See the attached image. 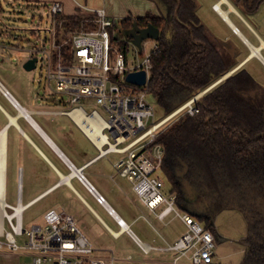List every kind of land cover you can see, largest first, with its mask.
Here are the masks:
<instances>
[{
	"label": "crops",
	"instance_id": "0c3cea01",
	"mask_svg": "<svg viewBox=\"0 0 264 264\" xmlns=\"http://www.w3.org/2000/svg\"><path fill=\"white\" fill-rule=\"evenodd\" d=\"M26 1L60 2L67 16L77 14L79 5L104 8L117 23L138 21L148 15L165 16L162 10L166 6L163 0ZM216 4L226 16L214 10ZM252 8L253 0H215L208 17L197 16L209 41L226 59V75L246 69L264 89V3L256 11ZM0 24L4 29L1 37L12 38L11 42L0 40V150L6 161L7 180L12 169L22 197L25 184L38 191L29 202L32 207L50 200L52 207L48 210L63 208L72 214L82 230L97 235L92 242L98 248L112 251L114 264H190L187 258L177 260L179 253L166 250L186 232L183 221L173 216L159 220L140 202L131 183L117 174L114 163L104 162L115 154L100 157L98 148L68 114L56 113L58 110L43 99L32 97L29 72L24 68L30 57L20 56V45L13 44L18 38L16 27L1 11ZM255 49H259L257 53ZM22 52L28 53L26 49ZM70 164L82 169L105 204L98 202ZM101 256L110 262L109 252ZM19 258L0 252V264H21Z\"/></svg>",
	"mask_w": 264,
	"mask_h": 264
},
{
	"label": "built area",
	"instance_id": "2783aa9c",
	"mask_svg": "<svg viewBox=\"0 0 264 264\" xmlns=\"http://www.w3.org/2000/svg\"><path fill=\"white\" fill-rule=\"evenodd\" d=\"M45 6L50 18L47 36L38 51H30V58L36 57L38 63L40 58L34 53L41 55L50 88L70 98L72 107L56 113L68 114L98 148L100 157L119 156L113 164L117 174L131 183L140 202L159 220L165 221L173 216L183 221L186 232L166 250L179 253L177 260L187 258L190 264H215L217 236L195 216L178 208V196L169 192L162 171L166 151L157 142L163 126L174 117L183 113L195 116L200 112L196 103L206 91L157 121L156 109L149 100V85L153 57L160 49L159 44L155 42L152 51L143 47L141 52L124 38L125 43L133 45L136 53V58L128 59L120 43L113 40L115 20L104 8L79 5L80 23L73 25L71 20L62 18L66 16L62 3L52 2ZM213 8L220 12L219 4ZM136 72L146 73L144 85L128 82V75ZM82 99L96 101L102 111H87L76 106ZM78 110L81 117L92 118L100 131L90 134L83 129L70 115ZM85 123L91 126L90 121ZM96 142H101L102 146ZM3 159L0 150V252L28 257L29 261L24 264H114L112 251L98 248L63 208L48 210L43 215L42 224L26 230L24 215L32 203H22L21 190L16 206L7 203L6 161L3 163ZM70 167L96 194L98 202L105 204V199L85 179L82 169L72 164ZM23 239L26 242L21 245ZM107 252L111 254L110 262L101 256Z\"/></svg>",
	"mask_w": 264,
	"mask_h": 264
},
{
	"label": "trees",
	"instance_id": "16d2710c",
	"mask_svg": "<svg viewBox=\"0 0 264 264\" xmlns=\"http://www.w3.org/2000/svg\"><path fill=\"white\" fill-rule=\"evenodd\" d=\"M163 1L166 16L148 15L137 22L140 27L160 29L149 94L170 115L229 70L221 51L206 36L196 2ZM263 3L253 0V11ZM62 18L73 25L81 19L78 14ZM134 22H115L114 42H124L122 31ZM196 106L197 115L182 116L157 140L166 151L162 171L169 192L177 194L180 210L212 229L217 239L216 216L226 209H240L248 225L247 237L241 241L246 248L241 264H264V89L240 69L206 92ZM188 190L194 192V199L186 196Z\"/></svg>",
	"mask_w": 264,
	"mask_h": 264
},
{
	"label": "rangeland",
	"instance_id": "374dc122",
	"mask_svg": "<svg viewBox=\"0 0 264 264\" xmlns=\"http://www.w3.org/2000/svg\"><path fill=\"white\" fill-rule=\"evenodd\" d=\"M194 1L197 4V15L200 17H206L207 15L208 17L210 13L211 4L215 0ZM45 5L46 4L43 3H29L26 0H1L0 2V11L3 14V17L7 20H11L14 26L16 27L14 33L16 36H18V38L13 41V44L18 43L20 45L21 51H19V54L21 57H30V51H38L44 45L42 40H44L47 36V29L49 28L50 23L48 9ZM3 32L4 29L1 28L0 40H5V42H11V37H1L3 35ZM116 33L117 31L114 32L113 35H116L118 37V34ZM25 35L27 36L26 40L25 38H23L25 37ZM118 42L120 43L121 50L127 52L128 59L136 58V53L133 45L129 43H124L123 41ZM155 42L157 41H144V49L146 51H152L154 49ZM23 49H26L28 53L22 52ZM34 54L39 56L40 60L37 63V67L34 70L30 71L28 74L32 86V97L36 101L38 99H43L48 105L53 106L58 111L70 109L72 107V104L70 103V98L66 94L56 92L54 86L53 90L50 88L49 82L47 80L46 66L41 60L42 56L36 53ZM149 100L156 109V120L159 121L161 119H164L167 116L165 109L157 104L152 95H150ZM76 106H82L87 111H92L94 109L102 111L96 101L92 99H82V101ZM175 106H178V101H176ZM185 115L186 114L183 113L174 117L166 125L163 126L161 131H164L165 129L169 128L175 122H177L179 118ZM94 154L97 155V151H95ZM118 159V155H111L110 157H108V159H105L104 162L110 160L112 163H115ZM167 187L170 189L169 183H167ZM37 192L38 191L33 189L31 185L25 184L23 190L22 203H29L35 197ZM186 196L188 198L192 197L191 199H194L195 194L194 192H192V190H188L186 192ZM6 199L9 205H17L18 183L12 169L10 170L7 180ZM51 207L52 206L50 205V200H46L39 205L31 207L24 215V228L26 230H31L35 224H42L44 213ZM214 226L218 235L216 264H241L244 258V251L246 250L245 246L241 243V241L247 237L248 232V225L244 213L240 209L223 210L216 216ZM83 232L91 241L96 240L97 235L93 237L91 234H89V232L84 230ZM97 234H99V232ZM25 242L26 239L20 241L21 245H23ZM19 257L21 264H24L29 261L28 257L21 255H19Z\"/></svg>",
	"mask_w": 264,
	"mask_h": 264
},
{
	"label": "water",
	"instance_id": "95a60500",
	"mask_svg": "<svg viewBox=\"0 0 264 264\" xmlns=\"http://www.w3.org/2000/svg\"><path fill=\"white\" fill-rule=\"evenodd\" d=\"M162 11L164 15L166 16V6H163ZM122 34L127 41L131 42L142 52L143 42L146 40L158 41L160 39L161 32L159 28L153 25H149L147 27H140L138 22L135 21L133 24V27L123 30ZM37 61L38 59L36 57L29 58L28 61L24 64L25 70L28 72L34 70L37 66ZM230 76L231 75H226L223 77L222 80H226ZM127 80L128 82L135 84V85H139V86L144 85L146 83V73L145 72L131 73L128 75ZM96 193L98 194V192Z\"/></svg>",
	"mask_w": 264,
	"mask_h": 264
},
{
	"label": "bare ground",
	"instance_id": "6f19581e",
	"mask_svg": "<svg viewBox=\"0 0 264 264\" xmlns=\"http://www.w3.org/2000/svg\"><path fill=\"white\" fill-rule=\"evenodd\" d=\"M219 11H220V13H221L222 15L226 16V13H225L222 9L219 8ZM258 50H259V49H255V50H254V53H257ZM70 115L73 116V117L77 120V122L79 123V125H80L83 129H85L86 131H88V133L93 134V133L96 132V131H97V132L100 131V127H99V125L96 124V123L92 120V118L85 117V115H84V117H81V115H80V111H79V110H78V111H75V112H73V113H71ZM86 120L90 121L91 126H87V125H86V123H85ZM91 127H92V129H91ZM92 130H93V131H92ZM96 144H97L99 147L102 146V143H101V142H96ZM3 163H4V159H3ZM3 167H4V164H3Z\"/></svg>",
	"mask_w": 264,
	"mask_h": 264
}]
</instances>
